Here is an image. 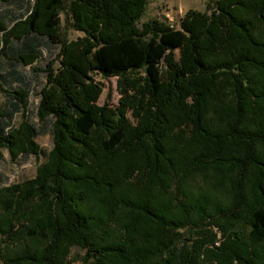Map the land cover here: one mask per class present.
Returning <instances> with one entry per match:
<instances>
[{
	"label": "trees",
	"instance_id": "obj_1",
	"mask_svg": "<svg viewBox=\"0 0 264 264\" xmlns=\"http://www.w3.org/2000/svg\"><path fill=\"white\" fill-rule=\"evenodd\" d=\"M65 1L0 0L27 17L0 21V160L38 156L44 127L52 141L34 178L0 188V264H66L73 246L76 264H264V0H214L179 29L139 26L147 0H72V43ZM52 45L61 66L29 111L22 69ZM94 74L117 78V107ZM214 216L223 246L189 244Z\"/></svg>",
	"mask_w": 264,
	"mask_h": 264
},
{
	"label": "rangeland",
	"instance_id": "obj_2",
	"mask_svg": "<svg viewBox=\"0 0 264 264\" xmlns=\"http://www.w3.org/2000/svg\"><path fill=\"white\" fill-rule=\"evenodd\" d=\"M35 4V0H29V4ZM70 1L67 0L62 5L60 10V30L64 35L68 43L77 42L78 40L84 39L86 33L74 26V19L70 12ZM148 2L143 8L142 16L139 21V26L143 23L150 22L151 20H157L173 26L176 29L180 28V24L183 19L191 12L205 13L207 6L213 4L214 0H147ZM19 2L13 3H0V21L8 24L11 18L21 19L18 22V28L22 31L26 28L27 17L22 16L25 13V5H21ZM209 14V12H207ZM25 15V14H24ZM21 17V18H20ZM24 17V18H23ZM23 18V19H22ZM42 20V19H41ZM24 22V23H23ZM11 27H8L10 29ZM2 31L1 33L6 32ZM0 33V35H1ZM2 44L0 43V60L4 58L2 53ZM178 57V52H175ZM62 55L59 52V47L52 45L47 50H44L41 57L33 65L35 71L28 67L23 68V73L30 79V93L28 96L29 111L33 110L34 105L38 101V92L45 83V66L50 64L54 70L60 68V62ZM97 81L103 83V92L98 100V104L101 106H107L109 108H115L118 105L119 94L117 92V78H101L100 75L94 74ZM4 94H0V103H3ZM19 118L16 119V124L19 122ZM35 121V119H34ZM38 123L36 122V125ZM39 127V125H37ZM36 143L39 146L40 152L38 156L27 155L20 157L16 162H10L7 152L4 150L3 159L0 160V188L6 187L15 183H19L25 180L32 179L36 176L37 170L46 163L48 153L52 147L50 130L46 127L42 129L39 136L36 139ZM217 220H204L198 227L197 231L191 238L192 243L196 239L206 240L205 246L215 250L223 246L227 240L229 228L228 220L226 216H217ZM212 217V218H217ZM211 219V218H210ZM210 241V242H209ZM181 245V244H180ZM1 247V245H0ZM217 251V250H215ZM84 255V251L79 247L73 246L70 249V253L66 257V264H76L71 260ZM203 264H207L204 263ZM212 264H216L213 262Z\"/></svg>",
	"mask_w": 264,
	"mask_h": 264
}]
</instances>
